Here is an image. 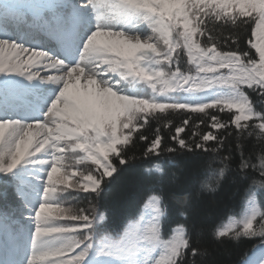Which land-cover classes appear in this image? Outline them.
I'll list each match as a JSON object with an SVG mask.
<instances>
[{"label":"snow or ice","instance_id":"obj_1","mask_svg":"<svg viewBox=\"0 0 264 264\" xmlns=\"http://www.w3.org/2000/svg\"><path fill=\"white\" fill-rule=\"evenodd\" d=\"M180 156L201 192L264 177V0H0V264H204L205 233L264 264L255 183L227 226L188 195L171 219ZM138 162L142 207L117 229L106 202Z\"/></svg>","mask_w":264,"mask_h":264},{"label":"trees","instance_id":"obj_2","mask_svg":"<svg viewBox=\"0 0 264 264\" xmlns=\"http://www.w3.org/2000/svg\"><path fill=\"white\" fill-rule=\"evenodd\" d=\"M179 121V115L174 117V122ZM167 132L168 130H164ZM184 133L182 135H186ZM144 143V142H141ZM253 153V163L259 168V158L262 155L260 146L255 147L249 144ZM139 156V152L130 153ZM179 166L167 169L169 177L175 174L173 181L164 185V198L173 221L178 220L179 211L184 206V197L189 196V203L201 210V216L206 215L212 226H227L230 219H240L247 205L246 190L255 183L257 201L264 210V189L259 188V184L264 182V177L259 175V171L249 174L248 179L241 182H233L231 175L224 181L222 191L218 194H211L207 191H200L199 181L204 176V167L201 162H192L184 156L177 157ZM213 167H219L218 163ZM159 175V174H157ZM190 193V195H189ZM199 194V195H197ZM144 197L142 178L139 168H133L126 174L125 180L114 188L113 195L106 202L113 215V225L117 229L121 228L129 218L138 214V209L142 207ZM12 203L11 189H8L0 182V209ZM258 226V224H257ZM256 243L252 240L241 239L240 241L230 240L224 244H217L205 233L201 237L202 249H207L204 257V264H242L253 256ZM256 258L259 254L256 253Z\"/></svg>","mask_w":264,"mask_h":264}]
</instances>
